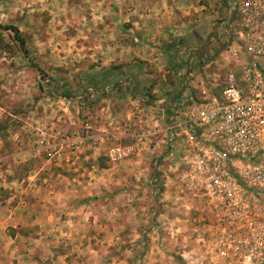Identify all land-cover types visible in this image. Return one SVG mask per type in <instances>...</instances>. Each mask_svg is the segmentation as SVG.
I'll return each mask as SVG.
<instances>
[{
  "label": "rangeland",
  "instance_id": "1",
  "mask_svg": "<svg viewBox=\"0 0 264 264\" xmlns=\"http://www.w3.org/2000/svg\"><path fill=\"white\" fill-rule=\"evenodd\" d=\"M230 6L0 0V26L25 40L0 27V264H225L196 244L206 213L160 138L117 164L105 154L106 134L146 119L130 96L220 83Z\"/></svg>",
  "mask_w": 264,
  "mask_h": 264
},
{
  "label": "built area",
  "instance_id": "2",
  "mask_svg": "<svg viewBox=\"0 0 264 264\" xmlns=\"http://www.w3.org/2000/svg\"><path fill=\"white\" fill-rule=\"evenodd\" d=\"M230 1L220 83L180 90L167 116H139L106 134L105 156L117 164L160 138L162 161L178 155L182 192L206 213V237L195 240L205 256L264 264V0Z\"/></svg>",
  "mask_w": 264,
  "mask_h": 264
},
{
  "label": "crops",
  "instance_id": "3",
  "mask_svg": "<svg viewBox=\"0 0 264 264\" xmlns=\"http://www.w3.org/2000/svg\"><path fill=\"white\" fill-rule=\"evenodd\" d=\"M179 75V74H178ZM161 76V81H165V73L164 74H160ZM149 88V86H148ZM157 88H161L160 91H156L155 89L152 90V93H157L159 92L158 95H156L157 98H159L158 100H153V97H151V95L148 94H141V95H133L130 96V104L132 105V107L130 108V114L129 115H145L146 116V120L150 119L152 117H156V116H160V114L163 115H168V111L169 110H165L163 112V109L167 108V99L169 98V96L174 95L173 94H166L163 89L164 86L163 85H158ZM178 91V90H177ZM146 102H149L151 105H148V108L145 106L147 104H145ZM144 102V103H143ZM150 120L147 121L148 123H150Z\"/></svg>",
  "mask_w": 264,
  "mask_h": 264
},
{
  "label": "trees",
  "instance_id": "4",
  "mask_svg": "<svg viewBox=\"0 0 264 264\" xmlns=\"http://www.w3.org/2000/svg\"><path fill=\"white\" fill-rule=\"evenodd\" d=\"M2 27V26H0ZM2 28L7 29V30H12L14 33V39L18 42V44L20 45L21 49L23 51H25V40L24 38L21 36V33L19 32V30L13 26H3Z\"/></svg>",
  "mask_w": 264,
  "mask_h": 264
}]
</instances>
